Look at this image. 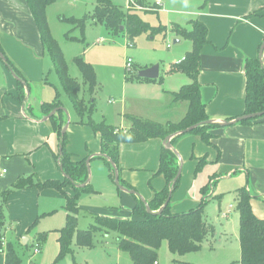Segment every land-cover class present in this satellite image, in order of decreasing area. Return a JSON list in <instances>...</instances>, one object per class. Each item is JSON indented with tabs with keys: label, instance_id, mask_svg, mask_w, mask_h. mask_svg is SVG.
Wrapping results in <instances>:
<instances>
[{
	"label": "crops",
	"instance_id": "obj_1",
	"mask_svg": "<svg viewBox=\"0 0 264 264\" xmlns=\"http://www.w3.org/2000/svg\"><path fill=\"white\" fill-rule=\"evenodd\" d=\"M194 16L195 18L188 22L186 29L190 30L191 22L198 20L204 23L209 31V43L202 52L199 75L202 102L206 106L208 116L216 124L232 122L246 114L245 66L247 60L259 58L260 49L264 43V0H209L201 11L194 13ZM0 25L5 29L7 27L13 29L12 32L27 45L22 46L11 41L20 56V59L14 62L22 65L20 68L25 78H29L31 70L39 72L41 70L39 61L45 56V52L39 30L26 0H0ZM183 41L189 40L178 35L175 43L182 44ZM31 50L35 56H31ZM184 56L185 54L178 59V63L184 60ZM3 63L0 59V204L1 195L13 189L20 178L34 176V180L40 182L65 180L56 158L60 150L59 138L49 126L50 120H44L48 116L43 112L44 103H40L39 110L35 112L29 103L30 97L27 96L26 88L25 98L20 99L18 79L8 72ZM150 67L151 65H145L143 69ZM160 77L154 81L138 82L143 95L135 100H138L136 103L141 102V108H135L133 114L141 118L144 116L147 121L162 126L179 124L187 114L188 103H175L173 93L191 84L192 81L183 73L168 75V72H165L161 81ZM102 121H105L104 118ZM125 126L118 130L127 134L132 123L126 122ZM209 133L214 136L211 145H207L199 134L193 133L172 139L173 149L182 160L181 165V160L177 156L176 165L179 168L182 166L183 173L185 164L187 179H191L194 165L198 166L200 160H204L203 167H208L211 182H214L212 196L219 187L233 183L237 200L239 190L246 189L251 196L253 213L264 220V119L211 129ZM95 135L101 138L99 134L95 133ZM163 147H165L163 139L121 145L119 176L138 195L119 190L120 208L113 207L107 210L93 207L92 210L90 209L92 217L93 214H97L102 217L131 219L132 211L140 199L139 196L144 193L145 201L149 204L157 192L163 191L167 181L164 176L156 175ZM94 152L96 154H92L91 162L96 159L106 161L102 157L101 147L95 148ZM110 178L114 183L111 174ZM193 183L190 186L186 183L189 187L188 193ZM207 188L208 185L203 187L202 194L206 195ZM65 191L70 197L75 195L73 187H68ZM223 194L220 193L217 198L222 200ZM44 196L54 198L63 195L55 189L40 190L34 187L12 193L9 202L19 198L20 212L11 215L10 220L6 221L2 231L4 248L9 245L8 234L15 232L13 239L21 237L26 229L30 228L42 215L52 213L42 210L39 205V198ZM204 201L206 202L205 199ZM183 205L185 210L188 208L194 210L196 201L185 202ZM121 208L124 209L123 212L119 211ZM232 209V204L226 208L221 205L220 221H228L233 215ZM181 211L184 210L178 206L171 208L172 215H181L179 214ZM127 215L131 217L125 218ZM208 225L215 238L217 228L209 223ZM28 243L29 239H24V244ZM36 248H39L38 245ZM5 260L6 253H0V264H5Z\"/></svg>",
	"mask_w": 264,
	"mask_h": 264
},
{
	"label": "rangeland",
	"instance_id": "obj_2",
	"mask_svg": "<svg viewBox=\"0 0 264 264\" xmlns=\"http://www.w3.org/2000/svg\"><path fill=\"white\" fill-rule=\"evenodd\" d=\"M132 1L134 3H130V0H111L113 5L124 11L135 10L144 22L159 32L154 35L146 33L137 36H131L126 31H121L118 34L112 33L103 24L97 23L92 18L98 0H56L46 11L51 36L63 53L69 75L82 86L79 94L80 99L87 100V102L95 99L96 109L93 116L95 122L99 123L104 118L109 126L116 127V129L126 127V122L130 123V118L134 116V109L141 108V102L136 103L138 100H135L143 95L136 75L138 76L139 71L145 65H151V67L159 65L161 81L164 73L168 72L172 65L178 64V59L191 52L192 42L175 43L178 34L173 27L177 25L186 28L188 22L195 18L194 13L201 11L209 2V0ZM158 1L161 2L160 6L156 5ZM155 10H159V12H155ZM84 19L86 20L84 29L73 22V20ZM12 31L13 29L9 27L5 29L0 25V44L8 59L28 82L27 96L30 97L29 103L33 110L38 111L42 102L53 103L60 95L63 108L67 110V113L55 114L54 119L50 120L48 124L55 132L54 121L59 123L61 119H64L67 123L70 118L66 151L76 160L83 158L88 160L92 154H96L95 148L101 147L102 154L101 138L95 135L91 127L78 124V116L72 102L54 70L52 59L46 53L39 61L41 70L39 72L31 70L29 78H25V74L20 68L22 65L14 62V60L20 59V56L11 41L22 46L27 45ZM31 56H35L33 51ZM76 58H81L94 68L98 86L93 96H91L88 87L84 85L82 73L75 63ZM129 59L133 62L131 71L126 68ZM7 70L16 78L9 69ZM134 117L147 121L144 116V119L141 116ZM196 167L195 164L192 169V178L187 179V170L185 164L183 165L181 184L173 195L171 208L178 206L184 210L179 214L189 213L192 209L185 210V205H183L185 202L196 201V206H194L196 208L193 209H197L205 199L208 223L217 228V236L213 238L214 234L209 230L201 250L185 256L172 254L168 242L164 241L158 252V264H237L241 259L240 220L237 195L233 190L234 185L231 183V185L219 187L218 191L214 193L215 195L212 196L215 187L212 185L214 182H211V173L208 167L204 166L199 171H196ZM90 170V188L98 194L88 190L81 192L78 206L83 209L77 213V231H88L94 224L90 214V209L92 210L93 207L108 210L113 207L120 208L121 205L120 191L110 178L112 172L109 164L103 159H96L90 163ZM120 181L128 185L121 178ZM192 182H194L192 189L188 193V185L190 186ZM206 185L208 188L204 195L202 189ZM220 193H224L222 200L217 198ZM11 195L12 193L8 196L6 212L9 220L11 215L20 212L18 203L20 199L16 198L9 202ZM144 195L143 193L141 197L145 199ZM231 204L233 215L228 221H220V206L226 208ZM39 205L42 210L52 213L42 215L30 228L26 229L21 237L13 239L12 236L16 235L15 232L7 235L9 245L15 248L22 259V264H132L131 257L118 249V234L114 231L93 234L90 247H80L76 233L71 241V250L58 259L61 252L58 230L66 226L68 219L65 208L66 200L63 196L54 198L44 196L39 198ZM119 211L123 212L124 209L121 208ZM130 217L127 215L125 218ZM24 239H29L28 246L24 244ZM37 245L40 253H35Z\"/></svg>",
	"mask_w": 264,
	"mask_h": 264
},
{
	"label": "trees",
	"instance_id": "obj_3",
	"mask_svg": "<svg viewBox=\"0 0 264 264\" xmlns=\"http://www.w3.org/2000/svg\"><path fill=\"white\" fill-rule=\"evenodd\" d=\"M56 0H26L32 17L39 30L44 52L52 59L54 70L61 80L63 89L72 102L74 111L78 116V124L89 126L96 134H99L102 141V157L111 167V175L114 178L112 164L110 159L120 170V147L123 144H140L153 139L165 140L168 136L180 131L200 125L191 133L199 134L207 145L212 144L214 136L209 133L211 129L222 127L220 124L205 125L211 121L206 112V106L202 102L201 87L199 75L201 70V56L204 47L209 43L207 26L194 20L191 22V29L182 28L175 25V32L182 38L192 42V51L189 52L183 61L171 66L168 75L178 73L186 74L190 77L192 83L182 87L178 92L173 93L175 103H188V110L185 118L179 124H169L162 126L153 122L143 121L141 119L130 118L132 127L129 133L125 134L118 129L109 126L105 121L96 123L93 116L96 105L95 99L87 102L80 99L81 84L69 75L66 60L59 46L52 38L46 11ZM159 12V10H155ZM92 18L97 23L103 24L109 31L118 34L126 31L131 36L151 33L154 35L159 32L146 22H144L135 10L124 11L113 5L111 0H98ZM81 29L85 28L86 20H73ZM122 29V30H121ZM0 52L6 58L4 62L17 78L21 91L20 99L25 98L24 90L29 91L28 82L22 77L20 71L6 56L1 44ZM1 59V58H0ZM79 67L84 85L89 89L93 96L97 86V77L94 68L86 64L81 58L75 59ZM247 78L246 95V114H256L264 112V62L260 59L247 60L245 66ZM138 81L140 79L136 75ZM151 81V80H145ZM63 107L60 95L53 103H44L43 112L49 115L54 110ZM62 114L58 111L56 114ZM55 115L50 119L53 120ZM63 118V117H62ZM261 118L243 121L241 123H252ZM65 120L61 119L59 123L53 122L55 132L58 134L61 151L56 156L59 166L67 176L63 182L60 181H35L34 176L20 178L15 183L13 189L4 192L1 195L0 204V253H6L5 264H22V259L17 254L15 248L8 245L7 249L3 247L2 231L5 227L7 216L8 196L16 190L27 188H37L40 190L55 189L59 191L66 200L67 224L59 231V244L61 252L58 259H61L71 250V241L77 233L78 245L80 247L92 246V235L101 231H114L118 234L117 245L121 252L131 257L132 264H156L158 263V252L164 241L168 242L169 250L174 255L185 256L190 253L198 252L202 248L209 230L206 219V202H202L197 209L181 215L171 214V201L165 207L161 215L154 214L158 212L169 199L170 193L174 195L180 186L181 178L175 181L179 167L176 165L177 156L171 150L163 147L161 162L157 176H164L167 181L166 188L155 194L154 199L149 202L153 214L148 213L146 205L139 199L136 207L132 211L131 219H117L112 217H102L93 214L94 224L88 231H77V213L80 211L78 199L83 190L96 193L90 188L88 183L86 187L79 188L78 185L86 184L89 178L87 158L76 160L73 155L66 151L68 144L67 133L62 134ZM204 160H200L197 171L203 167ZM121 185L134 190L120 181ZM73 187L75 195L70 197L65 191L66 188ZM135 191V190H134ZM238 210L240 215V247L241 259L239 264H264V220L259 219L254 213L251 205V196L246 189L238 192ZM28 246V245H26Z\"/></svg>",
	"mask_w": 264,
	"mask_h": 264
},
{
	"label": "water",
	"instance_id": "obj_4",
	"mask_svg": "<svg viewBox=\"0 0 264 264\" xmlns=\"http://www.w3.org/2000/svg\"><path fill=\"white\" fill-rule=\"evenodd\" d=\"M263 55H264V43L262 44L261 46V49H260V54H259V59L260 61L263 63ZM0 58L3 62L6 61V58L5 56L3 55V53L0 52ZM138 77L140 79H145V80H151V81H154V80H158L159 77H160V66L159 65H155V66H152L150 68H147V69H143V70H140L139 73H138ZM17 78V77H16ZM18 79V78H17ZM58 111H63L65 113H67V110L63 107L61 108H58L56 110H54L53 112H51L44 120L47 121V120H50ZM264 116V112H261V113H256V114H250V115H245V116H242L240 118H237L236 120L232 121V122H221L220 125L222 127H228V126H231V125H234V124H238V123H241L243 121H247V120H253V119H257V118H261ZM71 124V120L70 118H68V121L65 125V127L63 128V131H62V134L64 135L65 133H67V130L69 128ZM205 125H211V124H216L215 121L211 120V121H208L206 123H204ZM202 124L200 125H196V126H193L189 129H186V130H183V131H180L176 134H173L171 136H168L165 140H164V145L165 147L168 149V150H171L172 152H174V154L176 156H178L181 160V157L180 155L173 149V146H172V139H174L175 137H178L180 135H185V134H189L191 133L193 130H195L196 128H198L199 126H201ZM60 151H61V147H60ZM93 158V156H91L90 158H88V160L86 161V164H87V167H88V172H89V178H88V181L86 184H83V185H78L77 187L79 188H84L86 187V185L88 183H90L91 179H90V175H91V170H90V163H91V159ZM108 161L112 164V167L114 169V183L115 185L119 188V190L121 191H124L126 193H129L131 195H138L136 191L134 190H129L128 188L124 187L121 185L120 183V176H119V170L117 168V166L110 160L108 159ZM181 165H182V160H181ZM62 170V169H61ZM63 172V171H62ZM181 174H182V166L179 168V171H178V174L175 178V181H177L179 178H181ZM64 177L66 178L67 176L63 173ZM173 194L172 192L170 193V196H169V199L167 200V202L164 204V206L158 211V212H155L154 214L156 215H161L165 209V207L168 205V203L170 202L171 198H172ZM140 200L146 205V209H147V212L148 213H152V210L149 206V204L145 201V199L141 196H139Z\"/></svg>",
	"mask_w": 264,
	"mask_h": 264
},
{
	"label": "built area",
	"instance_id": "obj_5",
	"mask_svg": "<svg viewBox=\"0 0 264 264\" xmlns=\"http://www.w3.org/2000/svg\"><path fill=\"white\" fill-rule=\"evenodd\" d=\"M130 3H134L132 0H130ZM156 5L157 6H160L161 5V2H156ZM129 6H130V4H129ZM132 60L131 59H129L128 60V62H127V67L126 68H128L129 69V71H131V69H132ZM2 241H4V239H2ZM35 253H40V250H39V248H36L35 249Z\"/></svg>",
	"mask_w": 264,
	"mask_h": 264
}]
</instances>
